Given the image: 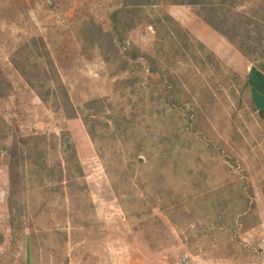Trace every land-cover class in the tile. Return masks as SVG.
I'll list each match as a JSON object with an SVG mask.
<instances>
[{
    "label": "rangeland",
    "instance_id": "rangeland-1",
    "mask_svg": "<svg viewBox=\"0 0 264 264\" xmlns=\"http://www.w3.org/2000/svg\"><path fill=\"white\" fill-rule=\"evenodd\" d=\"M172 1L0 0V264H264V0Z\"/></svg>",
    "mask_w": 264,
    "mask_h": 264
},
{
    "label": "trees",
    "instance_id": "trees-1",
    "mask_svg": "<svg viewBox=\"0 0 264 264\" xmlns=\"http://www.w3.org/2000/svg\"><path fill=\"white\" fill-rule=\"evenodd\" d=\"M127 1L132 6H135V8H139V9H134V12L136 14H138L139 12H143V9L140 8V6H142L143 3L153 2V0H127ZM181 1L182 0H173L172 2L177 3V2H181ZM190 1H191V3H201V4L208 3L209 5H206V6H209V8H208L209 12H208V18L207 19L210 20L212 23H214L213 20L215 17L219 18V17H222L223 14H226L225 12H223V11H225V9L223 7H218V6H222V4L224 2L223 0H221L222 3H215L214 0H190ZM116 12L120 13V11H116ZM164 17L168 20L169 23L172 22V24H173L172 16H170L169 14H164ZM128 21H132V18L129 17L125 22L127 23ZM258 23H259V21H258ZM158 26H159V28L164 27L163 21H159ZM214 26H215V24H214ZM225 26H226V29H223V30H227L225 32V33H227L232 27H230L228 25H225ZM173 30H174L173 39L174 38L178 39L174 43L176 50L184 49V48H182L181 45H178V43H180L182 41L184 42L183 45L185 47H187V46L190 47V45L186 42L185 34L181 31V28L178 26H173ZM158 32L161 33L160 30H158ZM83 33L85 34L86 37H90L93 34V30L86 29V30H83ZM165 33L170 34L171 31L169 32L168 29H165ZM33 45H34V48L36 47V49H35V51L31 50L30 54H32L31 56L34 57V59H32V61H30L27 65L24 64L22 66H17V67L19 68V71L22 73V75L27 79L29 85L32 86V88L36 91V93L40 97V99H42L43 101L46 102L48 100V94L50 91L49 84L51 83V80H52L51 73L53 74L54 72H56L57 67H56L55 62L52 58L50 50L43 43H42V45H40L37 42H34ZM242 50H244V49L242 48ZM261 50L264 51V44L261 45ZM10 86H11L10 81H8V80L0 81V96H4V94H6V92ZM256 86H257V84H256ZM257 88H258V86H257ZM253 90H254V88H253ZM254 104L257 107L255 101H254ZM261 110L264 111V109H261ZM21 139L23 142L25 141L24 137H22ZM64 148H65V151L68 149H69V151H71V152H69L70 154L68 155V158H73V157L75 158L76 150L74 149V147L72 145L66 144V146H65V144H64ZM9 157L11 159V164H10V186H11V190H10V196H9V205H10V212H11L12 221L15 222V220L18 218V216L16 214V212H18V211H16L15 210L16 208L14 207V205H15L14 197L18 192L17 188H16L18 180H17V175H16V167L13 165L12 162L18 161L17 158L19 157V152H17V150L14 152H11Z\"/></svg>",
    "mask_w": 264,
    "mask_h": 264
},
{
    "label": "crops",
    "instance_id": "crops-1",
    "mask_svg": "<svg viewBox=\"0 0 264 264\" xmlns=\"http://www.w3.org/2000/svg\"><path fill=\"white\" fill-rule=\"evenodd\" d=\"M264 93V92H263Z\"/></svg>",
    "mask_w": 264,
    "mask_h": 264
}]
</instances>
